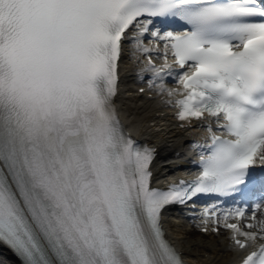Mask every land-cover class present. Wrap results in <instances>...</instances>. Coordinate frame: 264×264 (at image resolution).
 Instances as JSON below:
<instances>
[{"label": "snow or ice", "instance_id": "1", "mask_svg": "<svg viewBox=\"0 0 264 264\" xmlns=\"http://www.w3.org/2000/svg\"><path fill=\"white\" fill-rule=\"evenodd\" d=\"M126 45L208 133L191 181L154 186L156 149L120 119ZM202 195L233 205L201 230L264 264V0H0V245L19 264H184L163 214Z\"/></svg>", "mask_w": 264, "mask_h": 264}, {"label": "bare ground", "instance_id": "2", "mask_svg": "<svg viewBox=\"0 0 264 264\" xmlns=\"http://www.w3.org/2000/svg\"><path fill=\"white\" fill-rule=\"evenodd\" d=\"M130 52L131 45H126L120 73L119 112L125 121L132 119L129 130L136 141L157 148V155L153 163L154 177L155 181H163L172 174L189 167L187 155L188 152H191L190 147L195 142L192 137L195 136L196 129L193 125L183 128L174 126L172 117L164 121L159 128L152 125L154 121L152 116L157 112L155 111L157 104L142 95L139 100L142 112L140 115L136 114L127 99L146 83H141L137 76L138 71L134 70L129 62ZM159 121L161 122V120ZM180 213L179 209L171 207L166 212L165 220L170 235L177 243L179 250L185 254L189 263L204 261L206 264H223L229 260L231 255L223 256L222 254V251L230 250L226 241L221 248L215 241L209 242L210 245L194 242L189 231L186 230L187 225L180 217ZM195 247H199L200 253L195 250ZM0 264H19V262L0 247Z\"/></svg>", "mask_w": 264, "mask_h": 264}, {"label": "rangeland", "instance_id": "3", "mask_svg": "<svg viewBox=\"0 0 264 264\" xmlns=\"http://www.w3.org/2000/svg\"><path fill=\"white\" fill-rule=\"evenodd\" d=\"M195 239H196V241H198L199 238L195 236ZM203 241H208V240H203Z\"/></svg>", "mask_w": 264, "mask_h": 264}]
</instances>
